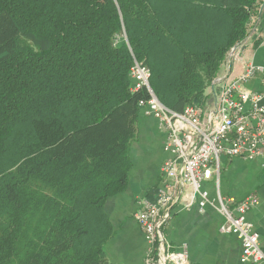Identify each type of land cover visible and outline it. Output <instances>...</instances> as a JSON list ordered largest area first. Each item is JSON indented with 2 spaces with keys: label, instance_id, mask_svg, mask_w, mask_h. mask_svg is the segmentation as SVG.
Returning a JSON list of instances; mask_svg holds the SVG:
<instances>
[{
  "label": "trees",
  "instance_id": "1",
  "mask_svg": "<svg viewBox=\"0 0 264 264\" xmlns=\"http://www.w3.org/2000/svg\"><path fill=\"white\" fill-rule=\"evenodd\" d=\"M261 0H0V264H107L137 139L134 61L175 113L209 102Z\"/></svg>",
  "mask_w": 264,
  "mask_h": 264
},
{
  "label": "built area",
  "instance_id": "2",
  "mask_svg": "<svg viewBox=\"0 0 264 264\" xmlns=\"http://www.w3.org/2000/svg\"><path fill=\"white\" fill-rule=\"evenodd\" d=\"M258 12L264 13V0ZM260 45L264 47V33ZM256 76L264 84V65L246 64L241 76L226 85L210 107L203 109L193 104L175 113L158 102L149 87V70L134 61L130 92L146 91L149 98L140 100L137 107L144 116L158 121L168 154L160 168L167 183L158 191L154 203H140L133 216L148 245L141 264H189L185 250L174 249L163 232L180 185L190 189L183 209L194 204L200 210L207 206L214 209L222 219L219 233L239 241L241 261L264 264L259 236L247 220V214L259 205L258 197L250 194L238 201L222 196L219 189L223 159L264 162V88L260 92L246 88ZM206 183L214 185L213 199L202 188Z\"/></svg>",
  "mask_w": 264,
  "mask_h": 264
},
{
  "label": "crops",
  "instance_id": "3",
  "mask_svg": "<svg viewBox=\"0 0 264 264\" xmlns=\"http://www.w3.org/2000/svg\"><path fill=\"white\" fill-rule=\"evenodd\" d=\"M263 33L264 13L263 22H253L246 38L236 47L220 81L213 83L210 92H206L209 102L201 108L210 107L222 89L241 76L246 64L264 65V47L260 45ZM246 88L260 92L264 84L260 76H256ZM167 157L164 131L158 121L139 113L137 139L129 153L131 169L127 187L104 205L113 230L112 237L102 249L107 264H141L148 245L133 216L140 203H154L158 191L167 183L160 172L161 164ZM202 188L210 199L214 198L213 183H206ZM219 189L222 196L238 201L250 194L258 197L259 205L247 214V220L258 234L259 247L264 252V162L223 159ZM189 194L187 186L180 185L175 190L177 202L171 208V218L163 227L167 242L174 249H184L189 264H253L241 261L240 243L235 237L219 233L222 219L214 209L207 206L200 210L196 204L188 210L183 209Z\"/></svg>",
  "mask_w": 264,
  "mask_h": 264
},
{
  "label": "water",
  "instance_id": "4",
  "mask_svg": "<svg viewBox=\"0 0 264 264\" xmlns=\"http://www.w3.org/2000/svg\"><path fill=\"white\" fill-rule=\"evenodd\" d=\"M237 47V46H236ZM236 47H234L232 50H231V52L229 53V55H228V58H227V63H228V60L231 58V53H233L234 51H235V49H236ZM217 81H220L219 79L218 80H216L215 82H214V84L215 83H217Z\"/></svg>",
  "mask_w": 264,
  "mask_h": 264
},
{
  "label": "rangeland",
  "instance_id": "5",
  "mask_svg": "<svg viewBox=\"0 0 264 264\" xmlns=\"http://www.w3.org/2000/svg\"><path fill=\"white\" fill-rule=\"evenodd\" d=\"M228 63H230L229 60H228ZM228 63H227V64H228ZM206 92L209 93V92H210V89L208 88Z\"/></svg>",
  "mask_w": 264,
  "mask_h": 264
}]
</instances>
